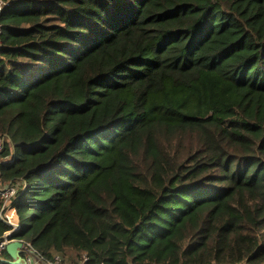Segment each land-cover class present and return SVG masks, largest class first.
<instances>
[{
	"label": "trees",
	"instance_id": "obj_1",
	"mask_svg": "<svg viewBox=\"0 0 264 264\" xmlns=\"http://www.w3.org/2000/svg\"><path fill=\"white\" fill-rule=\"evenodd\" d=\"M0 139L43 262L264 264V0H0Z\"/></svg>",
	"mask_w": 264,
	"mask_h": 264
},
{
	"label": "built area",
	"instance_id": "obj_2",
	"mask_svg": "<svg viewBox=\"0 0 264 264\" xmlns=\"http://www.w3.org/2000/svg\"><path fill=\"white\" fill-rule=\"evenodd\" d=\"M2 146H3V141L0 140V149L2 148ZM16 190H17V186L11 185L10 183L7 184V185H5V186L4 185L1 186V184H0V196L4 199V202L7 201L11 196H13L15 194ZM3 209H4V205L0 209V217H1V219H4L7 222L11 223V221L8 220L9 219L7 217L8 215H6V213H5L6 211L3 212ZM8 209L14 210L13 208H8ZM14 212H15V210H14ZM16 226H17V224L16 225H13L14 228H16ZM8 234L9 233H5L2 236V238L0 239V251H2L6 247V245L9 242L12 241V240L8 239V237H9ZM30 249H32V248L28 244H25L24 242H22V246L20 248L21 254H23V252L24 253L31 252ZM22 259L25 260V264H33V261L31 259V257H25L24 254H23V258ZM30 259H31L32 263H31ZM58 262H59V257H55V260L54 261H50L49 264H58Z\"/></svg>",
	"mask_w": 264,
	"mask_h": 264
},
{
	"label": "rangeland",
	"instance_id": "obj_3",
	"mask_svg": "<svg viewBox=\"0 0 264 264\" xmlns=\"http://www.w3.org/2000/svg\"><path fill=\"white\" fill-rule=\"evenodd\" d=\"M1 141H2V139H0ZM2 150V148L0 149V151ZM6 212V215H8L7 217L9 218H7L9 221H11V223L13 224V225H16L17 224V220H16V215H15V212H14V210H11V209H7V210H5ZM5 216V215H4ZM30 251L31 252H26V253H24L23 252V254H24V256L25 257H31V259H32V261H33V264H46L47 262H43V261H41L40 259H38V257L35 255V253L33 252V250L32 249H30ZM59 256V255H58ZM58 256H56V257H58ZM77 256L73 253V252H71V251H68L67 253H66V256L65 257H62L61 255L59 256V262H58V264H72V261H77ZM31 259H30V261H31ZM55 260V259H54ZM53 260V261H54ZM32 261H31V263H32ZM27 262V261H26ZM23 263L25 264V260H23ZM47 264H49V262L47 263Z\"/></svg>",
	"mask_w": 264,
	"mask_h": 264
},
{
	"label": "water",
	"instance_id": "obj_4",
	"mask_svg": "<svg viewBox=\"0 0 264 264\" xmlns=\"http://www.w3.org/2000/svg\"><path fill=\"white\" fill-rule=\"evenodd\" d=\"M8 239L12 240L6 245V251L12 258L13 264H24L23 259L21 257L20 248L22 246V242L17 239H13L11 237H8Z\"/></svg>",
	"mask_w": 264,
	"mask_h": 264
}]
</instances>
